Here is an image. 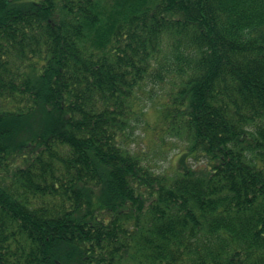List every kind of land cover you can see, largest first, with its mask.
<instances>
[{
	"label": "trees",
	"instance_id": "16d2710c",
	"mask_svg": "<svg viewBox=\"0 0 264 264\" xmlns=\"http://www.w3.org/2000/svg\"><path fill=\"white\" fill-rule=\"evenodd\" d=\"M14 1L0 264H264V0ZM148 114L171 173L129 147Z\"/></svg>",
	"mask_w": 264,
	"mask_h": 264
},
{
	"label": "rangeland",
	"instance_id": "374dc122",
	"mask_svg": "<svg viewBox=\"0 0 264 264\" xmlns=\"http://www.w3.org/2000/svg\"><path fill=\"white\" fill-rule=\"evenodd\" d=\"M32 1L38 0H15L14 7L26 8V5ZM160 94L161 92L159 89H156L155 96L159 97ZM147 105L149 106L152 104L148 103ZM148 117V123H144L143 121L138 124L137 128L134 130L129 147L134 151L141 152L144 156L146 164L150 165L156 172L171 173L173 164L177 157L176 154L179 152V149L182 150L183 146L167 136L165 137V141L169 147L162 150L160 148V144H158L155 141V137L152 136V115L148 114ZM174 145H178V147ZM191 163L195 164L196 161L191 160Z\"/></svg>",
	"mask_w": 264,
	"mask_h": 264
}]
</instances>
